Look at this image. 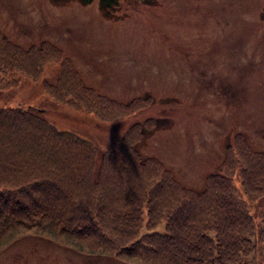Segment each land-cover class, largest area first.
I'll return each instance as SVG.
<instances>
[{
    "label": "rangeland",
    "instance_id": "obj_1",
    "mask_svg": "<svg viewBox=\"0 0 264 264\" xmlns=\"http://www.w3.org/2000/svg\"><path fill=\"white\" fill-rule=\"evenodd\" d=\"M0 40L3 46L10 41L24 48L45 40L44 49L54 45L62 51L45 62L36 81L21 75L15 86L0 91V103L39 107L51 123L84 138L76 174L84 176L87 213L93 206L130 204L128 194L160 170L182 189L196 191L201 201L208 175L224 171L230 149L246 151L249 180L263 177L264 0H116L106 15L97 0H0ZM64 56L84 86L95 91L92 98L101 109L114 110L135 97L134 113L98 120L88 110L53 103L41 80H54L53 63ZM152 117H158L157 125ZM134 122L146 128L128 129ZM120 138L127 146L118 150ZM101 164L106 174L123 180L94 189L91 180L102 184L106 178H93ZM233 182L239 199L247 201L259 240L264 221H258L256 203L247 200L236 176ZM91 192L101 194L103 207ZM106 194L118 195L107 200ZM141 216L144 221V211ZM117 221L104 218L103 226ZM149 227L141 226L136 234L162 232L163 221ZM130 230L117 237L125 239ZM89 241L91 254H83L58 240L23 235L0 251V264H135L122 260L101 235L89 234ZM259 248L241 264H264Z\"/></svg>",
    "mask_w": 264,
    "mask_h": 264
},
{
    "label": "trees",
    "instance_id": "obj_2",
    "mask_svg": "<svg viewBox=\"0 0 264 264\" xmlns=\"http://www.w3.org/2000/svg\"><path fill=\"white\" fill-rule=\"evenodd\" d=\"M76 1L84 4L92 0ZM115 3L116 0H97V8L106 15ZM45 42L39 40L24 48L10 41L3 46L0 40V91L15 86L21 75L36 81L44 72L45 62L62 53L54 45L44 49ZM64 57L67 60L53 63L54 80H41L42 90L53 103L76 111L88 110L98 120L134 113L131 104L135 97L120 102L114 110L101 109L97 97L92 98L95 91L84 86L71 60ZM5 103L4 100L0 103V251L17 237L33 234L91 254L89 234H99L109 240L112 250L122 260L135 264H241L247 253L254 257L253 251L259 244L260 257L264 259V237L255 240L247 201L239 199L233 182L236 176L247 200L256 203L258 221H264V175L259 180H249L245 150L230 149L224 171L208 175L211 180L205 187L207 196L201 201H196V191L182 189L160 170L148 183L130 192L131 203L123 207L103 205L101 194L91 192L97 204L106 208L93 206L87 213L84 176L76 174L82 168L84 138L51 123L39 107L22 101ZM152 118L157 125L158 117ZM134 127L137 131L146 128L134 122L128 129ZM121 138L115 144L118 150L127 146L119 142ZM231 145L228 143L226 147ZM89 158H84L87 164ZM260 164H264V159ZM97 175L106 178L102 184L91 180L96 190L123 180L114 179V173L106 174L103 164L93 178ZM117 195H107L106 199L113 200ZM104 218L119 221L113 226L105 222L104 228ZM161 220L162 232L150 230L136 234L141 226L150 228ZM129 226L130 233L122 239ZM121 251L125 253L122 255Z\"/></svg>",
    "mask_w": 264,
    "mask_h": 264
}]
</instances>
